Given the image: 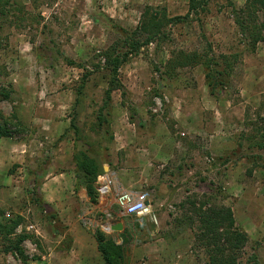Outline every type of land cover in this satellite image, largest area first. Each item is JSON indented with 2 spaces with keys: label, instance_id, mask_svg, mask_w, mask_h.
Wrapping results in <instances>:
<instances>
[{
  "label": "rangeland",
  "instance_id": "374dc122",
  "mask_svg": "<svg viewBox=\"0 0 264 264\" xmlns=\"http://www.w3.org/2000/svg\"><path fill=\"white\" fill-rule=\"evenodd\" d=\"M9 1L18 9L0 16V89L12 91L9 99L0 95V111L16 132L0 138V220L23 218L17 232L30 235L23 242L28 264H40L43 254L52 255L45 264L68 261L65 235L84 229L94 236L98 228L119 243L127 237V264H206L194 232L175 223L180 203L202 194L233 209L250 239L245 259L255 249L264 263V41L250 51L248 35L235 22L234 10L245 0H211L207 12L170 25L168 38L146 45L121 67L112 143L97 125L109 71L95 70L76 102L84 72L65 58L92 69L99 51L121 39V28L137 27L147 5L178 16L187 14L188 0ZM209 47L241 56L223 97L210 93L202 65L173 66L181 52ZM73 117L82 129L78 140L67 131ZM76 143L113 170L129 168L131 189L150 193L151 215L122 213L116 202L121 184L107 201L99 193L93 202L85 188L77 190L69 156ZM114 211L125 218L122 231L106 229L116 221ZM55 213L61 223L51 219ZM6 243L0 239V264H24L3 251ZM88 256L73 264L97 263Z\"/></svg>",
  "mask_w": 264,
  "mask_h": 264
},
{
  "label": "trees",
  "instance_id": "16d2710c",
  "mask_svg": "<svg viewBox=\"0 0 264 264\" xmlns=\"http://www.w3.org/2000/svg\"><path fill=\"white\" fill-rule=\"evenodd\" d=\"M228 1L231 2V0ZM188 2L189 10L187 14L178 16H170L166 8L147 5L141 14L137 27L132 31L121 28L119 30L121 39L99 51L95 57L98 61L89 65L92 66V69L84 63H76L70 58H65L68 64L77 66L84 72L78 82L77 89H75L76 102L81 100L88 78L95 70L104 68L109 71L108 88L104 91L103 104L97 116L98 129L100 127L108 135L109 143L114 142L115 138L112 132L113 93L124 88L120 79L121 67L131 57L139 55L146 45L158 43L168 38L170 25L195 19L200 14L207 12L211 0H188ZM15 4L17 3L12 5L9 0H0V16L3 20L6 19V16H11V9H18L14 7ZM234 11L235 22L244 34L248 35L249 49L254 51L257 44L264 41V0H245L244 6ZM240 59L241 56L238 53L216 54L213 48L209 47L203 52H181L177 63L173 66L190 63L202 65L210 93L214 96L220 95L219 97H223L224 91L230 84L235 64ZM11 91L5 88L0 89V95L3 99H9ZM17 124L20 125L21 123L17 122ZM13 128L9 121L4 119L0 111V138L14 136L16 130ZM67 131H73L77 136L76 140L82 137V129L77 125L75 117L71 119ZM261 147H263V144ZM90 153L79 148L76 143L73 156L77 179L76 189L85 188L90 199L96 202L99 191L95 183L101 175L104 161L99 160ZM227 160L229 161V159ZM40 186L41 184L37 188H40ZM41 194L40 191L39 197H37L39 202L43 201ZM179 207L182 209V214L181 217L175 220V223L180 229L186 225L194 232L195 244L205 251L206 264H264L255 249L245 259L244 254L250 240L249 235L237 224L231 207L216 202L213 195L205 194L186 197ZM0 214H3L1 208ZM51 219L61 223V219L56 213L51 216ZM22 221L21 216L8 221L0 220V239L8 241L3 247L5 253L12 252L24 264H28V256L25 253L23 242L30 235L27 232L20 234L17 232ZM94 236L106 264H127L125 257L127 237H124L123 241L118 243L113 236L100 228L95 231ZM63 241H67L68 249H70L73 244V237L67 233Z\"/></svg>",
  "mask_w": 264,
  "mask_h": 264
},
{
  "label": "crops",
  "instance_id": "0c3cea01",
  "mask_svg": "<svg viewBox=\"0 0 264 264\" xmlns=\"http://www.w3.org/2000/svg\"><path fill=\"white\" fill-rule=\"evenodd\" d=\"M138 149H140V148H138ZM74 151H75V149L73 148V151L71 153H69V156L71 157V155H72V158L74 156ZM136 154H137V158L135 157V160H137L139 162L141 157H142V154L138 153V152ZM105 165H107V167H105ZM102 166H103L104 172H103V174L99 175V178L97 179V181L95 183L97 186V189H98V186H104L105 188H107L106 192L102 193L101 199H105L106 196L109 197L111 192L113 191L114 187H117L118 184H121L120 185L121 190H132L131 187L133 186V180L132 179L129 180L130 179V177H129L130 172H128L129 168H125L124 166H118L116 168V170H113L111 168V165L109 162H104ZM73 171H74V169H73ZM67 173H71V171L67 172ZM74 174H75V172H74ZM75 177H76V175H75ZM74 182H75V180H74ZM110 199L113 200V196H110ZM105 200L107 201V199H105ZM151 207H153L152 201H151ZM105 212L109 213L108 208L105 209ZM114 213L116 214L115 217H117L118 219L116 218V221H114L113 223L121 221L124 223V228H126V224L123 220L125 218H123L122 213L119 211H114ZM70 230L72 231L71 228H70ZM71 234L73 235L74 242H73V246L69 250L70 256L67 257L68 261L62 262V263L59 262L58 264H73V263H75V261L84 260L85 258L89 259L90 257L88 255H90L93 259H95V261H97L96 264H106L104 262V260L101 258V255L99 253L98 243H97L95 236H93L92 234H88V233L84 232V229H82V230L79 229L78 232H73ZM155 237H157L156 234L153 235V238H155ZM156 240H159V239H156ZM152 241H154V240H152ZM88 245H90V246L88 247ZM136 245H139V244L137 243ZM142 246H143V244H142ZM92 251H93V255H92ZM51 256L52 255H50L48 257V259ZM46 259H47V255L43 254L42 255V261L40 262V264H45L44 261ZM48 259H47V261L49 262Z\"/></svg>",
  "mask_w": 264,
  "mask_h": 264
},
{
  "label": "built area",
  "instance_id": "2783aa9c",
  "mask_svg": "<svg viewBox=\"0 0 264 264\" xmlns=\"http://www.w3.org/2000/svg\"><path fill=\"white\" fill-rule=\"evenodd\" d=\"M99 193H105L107 188L98 186ZM147 201H150L148 206ZM117 204L122 213L127 216L151 215V199L147 190H120L117 193ZM147 207L149 210L146 211Z\"/></svg>",
  "mask_w": 264,
  "mask_h": 264
},
{
  "label": "water",
  "instance_id": "95a60500",
  "mask_svg": "<svg viewBox=\"0 0 264 264\" xmlns=\"http://www.w3.org/2000/svg\"><path fill=\"white\" fill-rule=\"evenodd\" d=\"M107 167V165H105ZM148 206L150 205V201H147ZM149 210V207H147L146 211ZM106 229L109 231H122L124 229V223L119 221L116 223H109L106 225Z\"/></svg>",
  "mask_w": 264,
  "mask_h": 264
}]
</instances>
